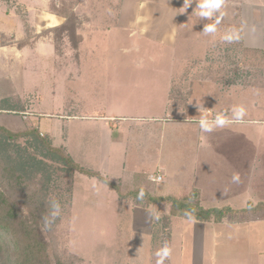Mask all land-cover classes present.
Listing matches in <instances>:
<instances>
[{"label": "rangeland", "instance_id": "obj_1", "mask_svg": "<svg viewBox=\"0 0 264 264\" xmlns=\"http://www.w3.org/2000/svg\"><path fill=\"white\" fill-rule=\"evenodd\" d=\"M68 3L76 9L73 11L78 22L79 18L85 15L79 5L80 0H69ZM49 7L50 0H0V44H3L0 47V128L14 133L25 132L21 130L25 129L27 123L19 119L25 117L22 112L30 114L29 119L37 121L38 127L35 130L41 133L40 137L47 139L51 147H55L66 156V126H69L74 135H77L72 137L73 142L78 140L81 133L86 140L85 143L82 140V151L79 146V153L72 152L75 161L100 173L103 170L100 160L105 157V153L101 154L103 148L94 134L98 123L84 117L109 112L116 115L159 118L168 112L169 119L186 120L167 125L164 123V134L162 138L157 139L162 142L165 151L166 145L169 144L171 148L168 163L165 164L170 172L169 177L157 186L151 184V188L149 185L144 188L156 198L147 196L142 189H132V192L129 189L132 185L124 183L128 177L122 171L113 170L110 173L111 176L123 177L116 193L108 187L109 185L96 186L85 176L76 175V172L63 164L59 155L51 156L46 147L39 145L34 136L7 140L0 134V163L5 166L16 165L18 169L26 167L23 169L26 181L32 186L37 201L46 211L48 220L45 233L53 264L56 260L61 264H156L155 253L165 242L172 249L165 264H211L209 261L212 258L216 260L214 264H222L224 259L234 263L233 261L239 258L249 257L248 248L250 247L253 252L257 244L256 239L260 241L261 239L257 234H249L248 225L200 224L193 220L171 218L166 216L168 213L166 204L154 202L168 193L172 195L174 201L185 202L189 207L199 206L207 209L234 205L225 201L224 196L212 193L211 189L214 187H208L212 180L203 182L198 172V167H211L215 169L211 173L212 179L214 177L215 181L222 182L224 173L221 167L222 163L227 162L228 156L225 155L221 144L223 127L220 126L213 127L216 136L203 137L202 144L197 147L194 131L198 124L192 123L191 119L202 117L203 114L200 110L197 112L196 106L189 101L190 69L183 77L181 75L172 81L171 106L163 107L160 101L151 100L153 97L149 96L152 93H159L156 87L164 84L165 77L167 82L170 81L171 73L181 71L183 66L189 68L195 66L199 59L174 58L167 55V50H172L171 48L156 46L149 41L143 43L135 40L128 43L129 47L124 42L123 44L119 42L122 48L126 46L125 48L135 50L130 54H120L118 47L116 48L117 40L104 37L97 38L99 41L96 42L94 40L88 42L87 45L94 47L92 51L95 53L94 56L88 55L92 54L90 50H85L87 53L83 51L80 57L77 53L80 49L79 36L72 40L77 42L76 48L68 38L61 39L58 33L56 35L48 30L55 24L53 16H56ZM190 8L185 11L183 9L182 15L190 18V10H195ZM235 8H238V4L234 8L223 4L213 17L220 20L228 17L233 19ZM194 20L199 21L200 25L192 27L185 23L180 27L178 42L173 49L175 52L203 51L212 39L209 36L211 33L203 32L209 19L199 15L189 19ZM221 30L220 33L218 29L216 30L219 36L215 38L210 48L216 52H221L224 48ZM83 48H86L85 45ZM143 51L155 53L156 56L145 57ZM205 60L200 63L207 65ZM208 62L215 67L222 66L223 58L220 54ZM135 65L147 69L154 68L146 75L144 88L147 89L142 90L148 95L144 98L147 102L137 97L140 95L135 93L136 98L125 100V105L120 100L116 101L118 97L112 98L110 85L91 84L89 81L82 83L80 87L72 85L76 90V96L81 95L79 98L70 100L66 98L68 93L66 72L69 68L81 66L83 76L91 69L98 72L105 69L103 71L107 72L106 77L112 78L114 74L120 72L116 70L118 67ZM221 77L219 70L215 79ZM219 80L222 79H218V82ZM182 81H185V84ZM140 86L141 84H138L139 88ZM114 91L117 92L116 89ZM135 92L140 90L137 89ZM123 95L121 92L120 96ZM137 100L141 102L144 100V105L141 107L129 105ZM219 107L220 105H213L212 108ZM70 115L78 116L79 120L66 121V116ZM151 125L154 127L151 129L161 127L160 122ZM30 130L32 129L27 131ZM139 131L141 141L147 146L148 141L144 138L143 129ZM196 151L198 154L195 155ZM108 180L112 183L114 178L109 177ZM192 185H200L202 195L198 200L192 198L194 194L189 193ZM153 189L156 193H153ZM186 191L187 194H183ZM118 192L121 196L128 194L133 198L118 201ZM54 203L59 204V214L55 217L52 215L55 211ZM250 204L252 207L259 205L252 200L241 203V206L243 209H250ZM256 210L257 208H254L248 215H254L253 218L264 216V210L262 212ZM248 215L235 218L230 215L226 219L244 220ZM244 244L246 250L241 246Z\"/></svg>", "mask_w": 264, "mask_h": 264}, {"label": "crops", "instance_id": "obj_2", "mask_svg": "<svg viewBox=\"0 0 264 264\" xmlns=\"http://www.w3.org/2000/svg\"><path fill=\"white\" fill-rule=\"evenodd\" d=\"M198 3L199 0H192L191 5L188 7H191L190 9H195L190 10L191 13L189 15L191 17L198 16ZM223 4L231 8L236 7L238 4V8H235L233 19H230V17H228V19L223 18L217 25L219 33L222 29L221 38L226 33L235 30L239 39H234L230 43L222 39L224 48L221 52H216L210 49L213 42L216 40L215 38L219 36V34L215 32L209 34L210 39H212L209 40V44H206L205 50L190 53L181 51L177 53L173 49L178 42L181 31L180 27L185 23L192 27L200 25L199 21H189L191 17L188 18L182 15L184 0H80L79 5L81 10L85 12V15L79 18L78 21L79 29L77 35L80 37L81 42L79 41L80 49L77 53L81 57L83 51L90 50L92 54L88 55L94 56L95 53L92 52L94 51V47L87 45L89 44L88 42L93 40L96 42L99 41L97 38L104 37L110 40H117L116 48L118 47L117 49H119L118 52L120 54H130L132 51H135L125 48L127 45L129 47L130 44L128 43L131 41L143 43L149 41L156 44V46L171 48L172 50H167L168 56L178 59L184 57L199 59L195 66L193 65L190 68L183 66L181 71H176L175 74L171 73L170 81L167 82L165 77L164 84L161 87L159 85L156 87L159 93H152L149 96L153 97L151 100L160 101L159 103H161L163 107L171 106L172 98L170 92L172 81L181 75L183 77L186 71L190 69L191 77L188 83V90L191 92L188 96L189 101L196 106V111L198 112V110H200L203 116H208L209 118L207 117V119L209 121L214 120L216 115L221 113L227 118L229 123L223 126V140L221 143L225 155L228 156L227 162L222 163L221 167L224 173V179L222 182L215 181L214 177L212 179L211 173H213L215 169L211 167H198V172L203 178V182L204 180L207 182L212 180L211 183H208V187H214L211 189L212 193L215 195H222L225 197V201L234 203V205L229 204L222 208L239 211L240 213L238 215H233L235 218L242 217L245 214L248 215L254 208H257L256 211L258 212L264 210V208H262V205H264V0H223L222 5ZM74 10L76 9L74 8ZM53 17L55 18V24L50 26L48 30L58 27L64 22L60 17ZM214 21L215 18L212 17L207 24H211ZM119 42L122 44L124 42L126 46L122 48V46L118 44ZM199 42L202 43V41ZM84 45L86 47L85 49L83 48ZM88 46L90 48H88ZM142 49L143 46H141V50ZM85 52L87 53V51ZM142 53L145 57L156 56L155 53L145 51ZM220 54L223 58L222 66L215 67L214 65H210L208 60L216 58L220 56ZM203 59H206L205 62L207 65L200 63ZM81 68V66L73 69L69 68L66 72V88L68 89L66 98L69 100L72 98H79L81 95L79 94L76 96V90L74 87L72 88V85L80 87L82 83L89 81L91 84L95 83L98 85L104 83L105 86L110 85L112 98L115 99L118 97L116 101L120 100L125 105V100L129 101L128 99L133 100L136 98L135 93L140 95L137 97H141L142 99L147 98L148 95H145L142 90L147 89L144 88V84L146 83L145 80H147V73L154 70V68L147 69L140 65L122 66L116 69L120 72L114 74V76L112 75L113 77L110 78L106 77L107 72L103 71L105 69H102L100 72L91 69L83 76ZM219 70H221L222 77L215 79ZM98 74H100V76H98ZM88 75L91 76L89 77ZM182 77L181 79L183 80L184 78ZM218 79L222 80L218 82ZM121 81L123 83H121ZM168 83H170L169 86L167 85ZM182 83L185 84V81H182ZM138 84H141L143 88L141 86L139 88ZM114 89H116L117 92L114 91ZM137 89H139L140 92H135ZM120 91L124 93L123 97L120 96ZM128 91H132V93H128ZM144 100L142 102L137 100L135 103H129V105L141 107V105H144ZM145 101L147 102V99ZM213 105H220V107L214 109L212 108ZM237 106H243L245 109V115L241 120H236L233 117V109ZM21 114H25V117L19 120L27 123L25 129L21 131H27L32 128L37 129V121L29 119L30 114L28 115L23 112ZM95 115L97 116L84 118L93 119L98 123L94 134L99 139L103 148L101 154L105 153V157L100 160L103 164V170L100 172L101 174L95 172L96 170L93 171L92 168H85L84 164H79L75 161L72 152L74 154L79 153L78 147L80 146L81 149L83 142L85 143L86 140H84V135L81 133L79 134L80 136L78 135V140L76 139L73 142L72 137H77V135H74L69 126H66V155L80 168L96 173L108 182H110L108 180L109 177L114 178L112 183L117 186L121 185L120 182L123 177L111 176L110 173L113 170L122 171L123 174L128 177L124 183L132 185L131 188H129L132 192L134 189H142L147 196L151 195L147 193L144 188L147 185L151 188V184L157 186L162 183L166 177L168 178V174L170 173L165 164L168 163V155H170L169 148L171 147L169 144L166 145L167 150L165 151L162 142L157 140L158 138H162L164 134L163 125L164 123L167 125V123H179V121L186 120L176 118L169 119L167 118L168 112L167 114L165 112V114L159 118L150 116V118H146L143 115H116L109 112ZM200 118L201 117L191 119L192 123L198 124L194 131L197 147L202 144L203 137L207 136L208 138L216 136L213 130L205 132L201 129L199 123ZM28 120L31 121L28 122ZM67 120L70 122L79 119L78 116L70 115L66 116V121ZM158 122L161 123L160 129L157 127L151 129L154 128L151 124ZM142 129L144 138L148 141L147 146L144 145L145 143L140 139L139 134L141 131L139 130ZM135 131H137V133ZM79 137L80 143H78ZM142 145H144V147H141ZM196 153L198 154V151L195 152V155ZM77 174L82 175L76 173V175ZM156 174L161 176V180L159 182L151 181L150 178L154 177ZM234 175L238 176V180H233ZM85 177L96 186L100 184L108 186L105 182L96 177ZM76 178L77 176L75 180H77ZM213 182L215 185H213ZM108 187L113 189L110 186ZM113 190L117 193L115 189ZM153 193H156V190L153 189ZM185 193L187 194V191L183 194ZM189 193L190 195L194 194L192 198L197 200L200 199L202 195L200 185H192ZM118 195V201L123 200L119 192ZM125 196L123 197L131 198L130 196ZM152 196L153 195H151V198ZM153 198L156 197L153 196ZM159 198L169 199L170 201L173 200L172 195L168 193H165ZM252 200L259 203V205H257L258 207H252L250 204V209L242 208L241 203ZM169 203H164L168 207L166 216L185 219L179 216H171V205ZM161 204L162 203H160V205ZM253 216L254 215L250 214L245 217L244 220L225 219L220 223L206 222L207 224H228L229 226H238L239 224L243 226L248 225L249 234H257L261 239V241L256 239L257 244L253 248V252L250 247L248 248L249 257L244 259L239 258L233 261L234 263H230L228 259H224L222 260V264H264V216L257 218H253ZM146 234L149 235V233ZM241 246L246 250L245 244ZM209 262L214 264L216 260L212 258Z\"/></svg>", "mask_w": 264, "mask_h": 264}, {"label": "trees", "instance_id": "obj_3", "mask_svg": "<svg viewBox=\"0 0 264 264\" xmlns=\"http://www.w3.org/2000/svg\"><path fill=\"white\" fill-rule=\"evenodd\" d=\"M68 2L69 0H50L49 9L54 15L64 20L60 26L50 31L56 33V35L58 33L61 39L68 38L72 41L78 36L79 25L77 16L73 11L74 6ZM72 43L77 48V42L72 41ZM1 46L3 44H0ZM36 130L32 128V130L27 132L14 133L0 128V134L7 140L34 136L36 142L46 147L51 156L53 154L59 155V159L71 171L91 178L96 177L111 188L119 191L117 185L102 179L96 173L84 170L74 164L70 157L62 155L58 149L51 147L49 141L41 138L40 133ZM25 168L18 169L16 165L5 166L0 163V264H53L49 256V242L45 233L48 220L46 211L43 205L37 201L32 186L26 181L25 171L23 172ZM128 196L132 197L131 195L125 197ZM121 198L124 197L121 196ZM154 202L157 204L170 202L171 216L189 219L185 215L188 212L194 217L192 220L200 223H220L229 215H238L240 213L228 208L203 209L199 206L189 207L185 202L170 201L169 199L158 198ZM262 208H264V205H262ZM55 264H61V262L56 260Z\"/></svg>", "mask_w": 264, "mask_h": 264}, {"label": "clouds", "instance_id": "obj_4", "mask_svg": "<svg viewBox=\"0 0 264 264\" xmlns=\"http://www.w3.org/2000/svg\"><path fill=\"white\" fill-rule=\"evenodd\" d=\"M192 0H184L183 9L184 11L190 6ZM223 0H199V3L197 4V8L199 9L198 15L203 18L211 19L213 17V14L216 13L222 6ZM223 15V14H221ZM220 22V18L215 19V21L211 24H206L204 26L203 32L204 33H215L217 30V25ZM223 40L227 42H232L234 39H239L238 34L235 30H232L228 33H226L223 37ZM245 115V109L243 106H237L233 109V117L236 120H241L242 117ZM200 127L203 131L208 132L212 131L214 126H220L223 127L229 121L223 114H217L215 119L212 121H209L206 116H202L200 118ZM233 180H238V176L234 175ZM142 196V193H141ZM53 208L55 211L52 213L53 217L59 214V204L54 203ZM186 216L190 220L194 219V217L191 215V213L186 212ZM172 249L168 246V243L165 242L163 247L160 248L155 255L157 256L156 264H165V260L168 259V257L171 255Z\"/></svg>", "mask_w": 264, "mask_h": 264}, {"label": "built area", "instance_id": "obj_5", "mask_svg": "<svg viewBox=\"0 0 264 264\" xmlns=\"http://www.w3.org/2000/svg\"><path fill=\"white\" fill-rule=\"evenodd\" d=\"M150 180L153 182H159L161 180V176L156 174L154 177H151Z\"/></svg>", "mask_w": 264, "mask_h": 264}]
</instances>
